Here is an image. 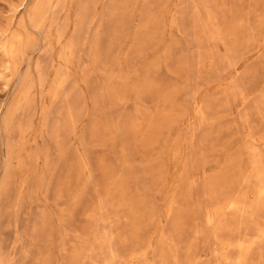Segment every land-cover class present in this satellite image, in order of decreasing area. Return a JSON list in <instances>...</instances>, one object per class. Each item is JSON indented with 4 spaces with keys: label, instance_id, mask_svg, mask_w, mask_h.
<instances>
[{
    "label": "rangeland",
    "instance_id": "374dc122",
    "mask_svg": "<svg viewBox=\"0 0 264 264\" xmlns=\"http://www.w3.org/2000/svg\"><path fill=\"white\" fill-rule=\"evenodd\" d=\"M0 264H264V0H0Z\"/></svg>",
    "mask_w": 264,
    "mask_h": 264
},
{
    "label": "bare ground",
    "instance_id": "6f19581e",
    "mask_svg": "<svg viewBox=\"0 0 264 264\" xmlns=\"http://www.w3.org/2000/svg\"><path fill=\"white\" fill-rule=\"evenodd\" d=\"M38 1V0H37ZM23 4V3H22ZM43 5V4H42ZM40 18H41V16H40ZM41 22V21H40ZM25 80V79H24ZM6 119V118H5Z\"/></svg>",
    "mask_w": 264,
    "mask_h": 264
}]
</instances>
